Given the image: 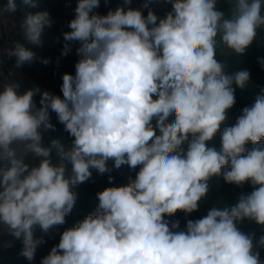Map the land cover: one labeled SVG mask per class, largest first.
<instances>
[{
	"label": "clouds",
	"instance_id": "9594fccd",
	"mask_svg": "<svg viewBox=\"0 0 264 264\" xmlns=\"http://www.w3.org/2000/svg\"><path fill=\"white\" fill-rule=\"evenodd\" d=\"M123 2L100 15L101 0H76L62 55L78 42L79 60L74 75L62 76V97L38 87L20 94L17 83L0 89V228L21 240V255L33 261L42 242L34 229L63 225L77 199L71 186L89 180L91 169L110 172L111 159L116 169L139 168L135 179L98 192L95 214L66 229L40 264H264V235L255 241L238 226L245 219L264 226V90L221 130L235 87L243 89L250 73L228 74L217 59L218 37L232 52H246L264 28V0H229L231 18L218 0H165L171 10L163 18L149 0L142 5L147 16ZM21 6L38 8L39 0H7L0 15ZM51 24L47 11H25L20 28L28 43L42 46ZM7 54L18 68L37 59L19 41ZM50 112L73 137L70 145H44L43 134L55 131ZM217 133L219 150L207 143ZM29 155L39 163L26 162ZM64 161L71 164L67 177ZM221 175L252 191L188 219L184 230H174L179 222L170 227L165 217L198 211L208 181Z\"/></svg>",
	"mask_w": 264,
	"mask_h": 264
},
{
	"label": "rangeland",
	"instance_id": "374dc122",
	"mask_svg": "<svg viewBox=\"0 0 264 264\" xmlns=\"http://www.w3.org/2000/svg\"><path fill=\"white\" fill-rule=\"evenodd\" d=\"M66 2V0H63V2L59 1L56 4H53L52 2L50 7L52 8L55 6L60 8L58 5H64ZM144 2L145 0H132L129 6L132 8L142 9L143 14L147 16L149 9L142 7ZM122 6H124L123 0ZM39 8L46 9L49 12H54L53 8L50 10L48 7H46V4L43 3ZM149 8L158 17L163 18L171 10V4L166 3L165 0H149ZM217 8L225 13V18H231L234 11V5L230 3L229 0H218ZM217 39V59L224 63L225 72L228 74H233L241 70H247L250 73V79L243 89L233 85V87H235L236 103L231 109L228 110V119L221 126L222 130L223 127L232 126L235 123L236 117L241 114L242 109L246 106L250 107L255 102L257 95L261 93V90H264V66L258 62L260 59H264V28L258 29L257 36L255 37L253 43L243 55L232 52L219 42V37ZM52 89L57 95H63L61 88L52 87ZM36 101V103L39 105V99ZM52 121L54 120L51 118V122ZM56 121L58 120L56 119ZM153 124H155V121H153ZM72 139L73 137L69 136L67 132L60 133V140L66 146L71 144ZM50 140H52V131ZM207 143L209 147L214 146L219 150L221 146L220 133H217L215 137ZM260 143L264 144V141ZM184 147L186 149L187 145L185 144ZM247 147L251 149L253 145L249 143ZM37 162L39 163L38 159ZM51 162L54 165H58L61 163V158L55 153V158H52ZM64 163L66 167L65 175L67 177L71 175V164H69L67 161H64ZM107 165L111 169L110 172L100 174L96 169H91L92 176L89 178V180L84 183L71 186V190L76 193L77 199L71 213L66 216L65 223L63 225H54L46 233L42 232L38 226L34 229V238L42 241L37 246V249L49 247L51 250L53 246L59 243L61 234L66 229L77 226L79 222H81L89 214H95V210L99 204L97 198L98 192H102L108 187L128 184L130 180L135 179L136 171L139 170V168L132 170L127 165H123L119 169H116L114 167V161L111 159L107 162ZM227 170H229L227 167L223 169V171ZM109 177L112 179L109 180ZM208 183L209 192L207 198L201 202L199 210L187 216L184 212L178 211L173 216L165 217V219L169 221L170 227L173 223L179 222V228L174 230H184L186 227V221L188 219L195 220L201 218L211 207H224L226 205H233L237 202L241 194L250 193L253 187L250 183H245L243 186H236L234 184L226 183L222 175L219 177H212ZM238 226L240 230L246 234L254 235L255 241H258L260 236L264 235V226L258 225L253 220L245 219ZM47 241L50 243L46 244ZM21 247H23V244ZM44 251L45 252L43 254L45 255H43V257L49 253L48 250ZM259 253L261 260L264 261V248L259 249ZM24 261L29 262L25 257Z\"/></svg>",
	"mask_w": 264,
	"mask_h": 264
},
{
	"label": "crops",
	"instance_id": "0c3cea01",
	"mask_svg": "<svg viewBox=\"0 0 264 264\" xmlns=\"http://www.w3.org/2000/svg\"><path fill=\"white\" fill-rule=\"evenodd\" d=\"M59 1L63 2V0H39V7L42 3L46 4V7L50 10L53 8L54 12H49L48 10L39 7L24 8L21 6L17 9L20 13L21 21L25 11L36 12L44 10L50 14L52 24L51 27H46L43 32L42 46H34L28 43L24 39L20 24L17 29H13L8 19V13L0 15V89H2V86L5 83H12L4 70L6 64L10 65L17 72L19 81L18 92L20 94H23L28 89H32L35 82L38 80L47 81L52 87L61 88L63 74H75V64L79 60L76 49L79 47V43L68 42L70 43L71 50L66 56L62 55V51L66 43L63 34L71 31L68 24L73 19V16H75L74 9L76 7V0H66V4L58 5L60 8L55 6L52 8L50 7L52 2L53 4H56ZM6 2L7 0H3L2 6L5 5ZM17 2L19 4V0H17ZM6 38L12 40V47L16 41L23 43L27 48L36 53L37 59L31 63H26L19 68L16 67L15 57H5L3 55L2 45ZM41 59H47L49 63L43 64L41 63ZM34 100H37L36 97H34ZM50 116L52 120H54L52 121V124L55 125L53 139H60V133H66L64 126L56 121L57 117L54 112H51ZM52 158H55V152H53L51 160ZM25 159L26 162L38 164L37 160H33L31 155L27 156ZM21 243V240L19 243L18 239H15L6 230L0 228V264H40L43 255H45L43 254L45 252L44 250H50L49 247H45L46 249H37L33 261L25 262L24 256L21 255V250L23 248L21 247ZM49 243V241L46 242V244Z\"/></svg>",
	"mask_w": 264,
	"mask_h": 264
},
{
	"label": "built area",
	"instance_id": "2783aa9c",
	"mask_svg": "<svg viewBox=\"0 0 264 264\" xmlns=\"http://www.w3.org/2000/svg\"><path fill=\"white\" fill-rule=\"evenodd\" d=\"M3 0H0V7L2 6ZM122 6V0H108L107 3H105V0H101V4L100 7L98 9H96L95 11L97 13H99L100 15H106L107 12L109 10H115L117 7ZM39 11H44V10H39ZM8 19L9 22L12 26L13 29H17V27L19 26L20 22H21V17H20V13L17 10L14 14H8ZM12 47V40L10 38H6L3 42L2 45V51H3V55L5 57H10L7 54V50L9 48ZM4 70L7 73L8 78L10 79V81L12 83H17L19 85V81H18V75L17 72L8 64H6L4 66ZM38 87L41 92L42 91H49L50 93L57 95L54 90L52 89V86L50 83H48L47 81L44 80H38L35 82L33 88ZM59 96V95H58ZM62 97V95H60ZM37 99L40 100V95L39 93L35 96ZM37 106L39 107V105L37 104ZM43 143L44 145H47L50 142L51 139V131H47L43 134Z\"/></svg>",
	"mask_w": 264,
	"mask_h": 264
},
{
	"label": "trees",
	"instance_id": "16d2710c",
	"mask_svg": "<svg viewBox=\"0 0 264 264\" xmlns=\"http://www.w3.org/2000/svg\"><path fill=\"white\" fill-rule=\"evenodd\" d=\"M53 137H54V132L52 131V139H53Z\"/></svg>",
	"mask_w": 264,
	"mask_h": 264
}]
</instances>
